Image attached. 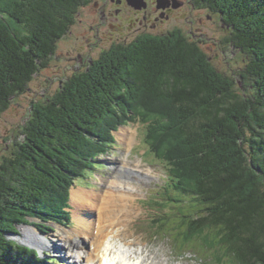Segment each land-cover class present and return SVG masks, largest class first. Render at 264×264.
<instances>
[{
  "label": "trees",
  "instance_id": "obj_1",
  "mask_svg": "<svg viewBox=\"0 0 264 264\" xmlns=\"http://www.w3.org/2000/svg\"><path fill=\"white\" fill-rule=\"evenodd\" d=\"M200 1L231 28L225 44L245 54L239 77L251 94L177 32L103 52L53 98L32 103L23 140L0 165V264H45L7 235L27 217L69 221L70 189L112 143L111 121V131L144 125L173 201L192 202L173 223L176 249L207 264H264V0ZM85 2L0 0V114L48 65ZM140 96L153 108L122 114ZM166 220L159 230L170 237Z\"/></svg>",
  "mask_w": 264,
  "mask_h": 264
},
{
  "label": "rangeland",
  "instance_id": "obj_2",
  "mask_svg": "<svg viewBox=\"0 0 264 264\" xmlns=\"http://www.w3.org/2000/svg\"><path fill=\"white\" fill-rule=\"evenodd\" d=\"M79 11L80 15L76 17L74 25L56 43L55 52L51 56L48 65L45 68H41L38 70V72L28 83L26 90L23 93L14 96L11 99L9 107L0 114V165L2 164L4 159L12 156L13 152L16 149V143L23 140L24 136L22 133L24 132V127L30 117V113L32 111V103L39 102L43 104L44 102L53 98L59 92L60 87L64 83V81L72 75V71L78 68L79 64L72 58L80 52L86 59L89 56L93 59H97L100 55L99 53L101 52V50L107 51L112 47H110L108 35L102 34L100 32L103 30L108 33L107 30L101 28L98 36H96L95 33V31L97 32L96 29L94 32H91L89 30L90 26L96 25V17L92 13V6L88 4V6H84V8L79 9ZM203 17L204 20L202 19V21L205 24L202 27V31L206 36L199 37V40H197L196 42L197 45L208 56L209 61L214 68H216L220 73L226 76L233 77L234 81L236 80L234 89L239 94L246 93V95L249 96L251 94V89L246 88L245 91L242 81L239 77L246 65L247 59L245 54L241 53L240 50L234 49L229 44H225L227 38L230 37V32L222 27L223 23L218 15H214V13L212 12H205ZM60 81H62L61 85ZM145 97L146 96H140L139 99L133 101L130 100V104L128 105L129 107L124 110L122 114L132 116L136 111L153 108L152 104L150 103L152 101L150 99H145ZM140 104L142 105L143 109H138V105ZM156 105L169 108V105L167 103H160ZM122 114L119 113L118 116ZM112 122L113 121H111V123ZM111 123H105V129L107 130L109 135L111 134V136H113L112 143L107 147L105 153L98 154L97 157L94 158V160L92 161L94 168L90 172L91 175H89L88 177H84L82 179L83 181H80L78 184L72 187L70 190L71 195L75 190H88L94 191L95 193H102L104 190L101 192L100 190L102 189L101 187L104 182H107L110 178L119 176L118 174L124 167V171L126 172H129L128 168L136 171L135 169H133V167L134 164H137V161L143 164L141 165L138 163L139 166H137V168L142 170L141 173L143 174H146V172L143 171L145 170L143 167L155 164L151 166V168L153 169V176H155V178H153L151 184L142 187L141 190L143 192L147 191L151 188L154 182L155 184L153 185V187H162L161 183L162 179L165 178L166 167L164 163L158 162L151 155L152 153H149V146L146 144V140L144 137L146 134L144 127L140 124L134 123L128 126L120 125L117 127V129H113L111 131V129L115 125V123H113L112 126ZM124 130H130L128 133L132 134L134 137L133 142H130V144L127 143V145L124 141L121 140L119 136V134ZM130 151H132L131 155ZM119 160L121 162L118 163ZM128 160L132 162L131 166L129 167L126 163ZM93 175L100 177V183L96 182L98 180ZM110 184L111 183H109V185ZM109 185H107V187H109ZM141 190V193L137 196L138 198L134 203L135 205L137 204L138 206H140L142 212L144 211L142 214L141 209L136 205L139 209L138 215L142 214L143 220L136 226L139 229V233L134 236V238H136L138 241L142 237L143 239H141L142 245L134 248L132 247L131 251L138 250L139 252L143 253V256H145L148 250H152V252L159 255L160 258H166L167 260H169L171 264H207L193 253L189 255L184 253V258L179 259V255L175 253L179 250L174 248L172 242L173 239L175 244L174 233L175 235L179 234V230L173 225L174 221L178 219L177 217L180 216L178 214V210L180 208L186 209L187 207H190L192 205V202L185 201L182 198H175L177 199L175 203L174 201L173 203H169L166 201L168 200V198L164 197V189H160V194L158 195L150 190V193L148 194V200L151 201H149V203H144L138 201L140 199V196L142 195ZM156 201L161 203L162 201H165L166 203L156 205L154 203ZM70 202L71 198L68 201V210L70 212L71 219L69 225H65L66 227L63 228L64 231H74L77 226L75 219L72 218V210L74 208L70 205ZM165 213L167 216H169V226L167 231L170 233L172 232L173 235H171L169 238L165 236H160L158 238L155 236H149V240L145 236V233L149 232L150 228V224H146L147 218L149 219L150 217L154 216H156V218H163ZM77 216H80L81 220H83V218H85V212H78ZM153 221L154 219L149 220L150 223H152ZM60 226L61 225H56L51 221H41L36 217H27L26 223L17 225L16 234H8L7 237L8 239L15 241L16 243L32 250L37 259H40L42 262L46 261L47 264H53V262H56L57 264H71L69 260L63 259L58 253H54L51 250H46L45 248H41L40 246L37 247L23 244L20 241H25L24 239L27 238V235L24 233L27 230V232L35 231L40 239L48 242L51 240L53 235L58 232V228ZM157 231L158 230H154V232ZM55 237L56 236H54L53 239ZM134 238H130L127 243L122 242V245L132 242ZM80 240L84 242L82 238ZM86 242L87 241H85V248L87 249ZM68 257H70V255ZM150 262L151 259L148 258L144 264Z\"/></svg>",
  "mask_w": 264,
  "mask_h": 264
},
{
  "label": "bare ground",
  "instance_id": "obj_3",
  "mask_svg": "<svg viewBox=\"0 0 264 264\" xmlns=\"http://www.w3.org/2000/svg\"><path fill=\"white\" fill-rule=\"evenodd\" d=\"M129 131L124 130L119 134L121 140L128 144L134 138ZM126 163L129 167L132 162L128 160ZM128 169L129 172H126L123 168L119 176L115 177L102 193L88 190L72 192V218L77 224L74 231H64V227L60 226L58 232L53 235L56 237L46 242L40 239L35 231L26 230L24 233L27 238L20 241L51 250L61 257L70 255L71 260L77 264H144L148 258L151 262L147 264H171L152 250H148L145 256L138 250L131 251L132 247L142 245L143 239L142 237L138 241L134 238L139 233L136 226L143 220L141 215H138L139 209L134 203L141 193L138 185H149L153 178L148 171L152 169L143 170L146 174ZM82 211L85 212L83 220L77 216V213ZM130 238H134L132 242L122 245V242L127 243ZM85 241H89V249L85 248Z\"/></svg>",
  "mask_w": 264,
  "mask_h": 264
},
{
  "label": "flooded vegetation",
  "instance_id": "obj_4",
  "mask_svg": "<svg viewBox=\"0 0 264 264\" xmlns=\"http://www.w3.org/2000/svg\"><path fill=\"white\" fill-rule=\"evenodd\" d=\"M88 4L92 6V13L96 17V25L90 26L89 30L94 32L96 29V36L100 32L107 34L110 47L129 45L139 38L165 36L175 32L191 42H197L199 37L206 36L202 31L205 12H212L221 19L219 13L205 7L200 0H86L80 9ZM79 15L80 11L76 17ZM222 27L230 32L229 26L223 23ZM101 28L108 33L100 31ZM103 52L105 50L99 54ZM72 59L79 64L72 75L88 71L89 66L97 60L90 56L86 59L80 52Z\"/></svg>",
  "mask_w": 264,
  "mask_h": 264
},
{
  "label": "water",
  "instance_id": "obj_5",
  "mask_svg": "<svg viewBox=\"0 0 264 264\" xmlns=\"http://www.w3.org/2000/svg\"><path fill=\"white\" fill-rule=\"evenodd\" d=\"M134 2H136V0H134Z\"/></svg>",
  "mask_w": 264,
  "mask_h": 264
}]
</instances>
